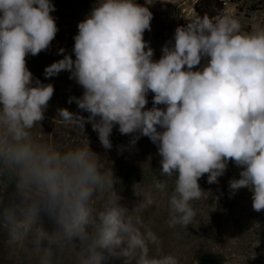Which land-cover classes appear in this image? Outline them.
I'll list each match as a JSON object with an SVG mask.
<instances>
[{
  "label": "clouds",
  "instance_id": "1",
  "mask_svg": "<svg viewBox=\"0 0 264 264\" xmlns=\"http://www.w3.org/2000/svg\"><path fill=\"white\" fill-rule=\"evenodd\" d=\"M53 11L52 0H0V234L15 264L30 237L33 264L65 257L71 264H179L140 213L164 194L168 228L186 229L193 202L206 193L198 179L207 174V183H217L229 161L240 168L228 181L230 198L248 188L252 209L264 210V21L253 18L245 29L233 15L186 16L190 22L175 28L154 60L143 38L148 8L96 0L77 24L75 58L64 54L44 68L45 78L67 71L83 89L68 102L88 115L58 108L64 127L83 132L90 124L105 149L114 126L133 134V144L146 136L156 146L159 175L141 191L134 186L142 199L129 211L87 140L60 145L41 131L54 88L33 78L25 57L49 47L58 31ZM41 211L57 225L51 235L34 227Z\"/></svg>",
  "mask_w": 264,
  "mask_h": 264
},
{
  "label": "rangeland",
  "instance_id": "2",
  "mask_svg": "<svg viewBox=\"0 0 264 264\" xmlns=\"http://www.w3.org/2000/svg\"><path fill=\"white\" fill-rule=\"evenodd\" d=\"M199 1L201 0H136L152 13L150 30H145L143 38L153 49L154 60L162 55V46L172 40L175 28L190 22L186 16H198L195 5ZM220 1L223 2V11L218 17L236 16L245 29L253 18L264 21V0ZM52 3L55 11L50 15L53 16L58 31L46 50L25 57L26 67L33 78L42 83H51L54 88L53 95L47 102L44 119L39 122L41 131L45 135H52L49 139L60 145L87 140L90 150L101 158V163L110 168L116 178L113 187L121 197L120 203L132 211L142 199L136 195L134 186L139 184L135 190L141 191L149 186L153 177L159 175L160 157L157 148L146 136L131 143L133 134L122 135L117 126H114L109 137L112 147L105 149L90 124L86 123L82 132L66 128L55 120L58 108L88 115L78 109L74 101L68 102L69 97H79L83 91L75 80L69 79V72L61 71L45 78L43 70L64 54L75 58L72 48L73 37L78 31L77 24L90 12L96 0H52ZM59 48H64L65 53L57 55ZM152 95L151 92L147 94L146 108L152 106ZM239 171L240 168L229 161L224 175L218 177L217 183H207V174L198 179L199 186L206 193L200 200L193 202L196 215L193 223L186 229L168 228L164 194L157 197L153 206L141 211L144 225L158 234L162 249L175 254L179 264H264V210L257 212L252 209L251 192L248 188H240L230 198L228 181L233 177L239 178ZM34 227L51 235L57 225L47 213L41 211ZM26 247L28 253H31L37 244L30 237ZM38 247H48L47 239L42 237ZM28 253L21 254L20 264H33L35 258ZM0 264H15V257L4 243L2 234ZM61 264H71V261L65 257ZM106 264H112V261ZM115 264H119V260Z\"/></svg>",
  "mask_w": 264,
  "mask_h": 264
},
{
  "label": "trees",
  "instance_id": "3",
  "mask_svg": "<svg viewBox=\"0 0 264 264\" xmlns=\"http://www.w3.org/2000/svg\"><path fill=\"white\" fill-rule=\"evenodd\" d=\"M195 11L198 16L218 17L223 11V2L220 0H201L195 5Z\"/></svg>",
  "mask_w": 264,
  "mask_h": 264
}]
</instances>
